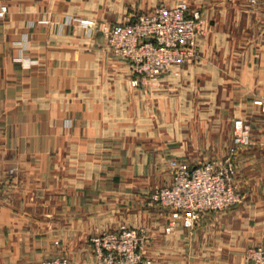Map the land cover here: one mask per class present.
I'll list each match as a JSON object with an SVG mask.
<instances>
[{
	"label": "crops",
	"instance_id": "1",
	"mask_svg": "<svg viewBox=\"0 0 264 264\" xmlns=\"http://www.w3.org/2000/svg\"><path fill=\"white\" fill-rule=\"evenodd\" d=\"M0 1V264H91L86 237L124 222L164 235V264H252L246 248L264 244V4L183 0L206 19L199 57L152 81L104 30L181 0ZM237 118L252 138L235 158L242 202L165 232L171 211L151 196L171 181L168 161L227 156ZM176 123L189 140L178 148Z\"/></svg>",
	"mask_w": 264,
	"mask_h": 264
},
{
	"label": "built area",
	"instance_id": "2",
	"mask_svg": "<svg viewBox=\"0 0 264 264\" xmlns=\"http://www.w3.org/2000/svg\"><path fill=\"white\" fill-rule=\"evenodd\" d=\"M250 5L264 4V0H247ZM9 12L6 2L0 1V18ZM88 27L89 23L82 22ZM92 28V27H90ZM94 29V28H93ZM206 33V19L200 9H191L186 1L174 5H161L139 14L133 21L121 22L104 30L110 48L129 60L138 76L156 81L172 66L195 61L200 53V37ZM25 62V57L18 58ZM28 60L26 59V62ZM139 83V78L134 79ZM233 146L225 159L207 161L192 166L171 158L168 167L171 181L157 187L152 201L171 211L175 219L194 228L208 211H224L242 202V194L236 181V155L251 144V127L242 118L234 120ZM145 229L122 227L94 236L97 264H151L145 259L147 245ZM248 260L252 264H264V244L251 247ZM41 264H69L61 257L48 259Z\"/></svg>",
	"mask_w": 264,
	"mask_h": 264
},
{
	"label": "rangeland",
	"instance_id": "3",
	"mask_svg": "<svg viewBox=\"0 0 264 264\" xmlns=\"http://www.w3.org/2000/svg\"><path fill=\"white\" fill-rule=\"evenodd\" d=\"M183 127H184V125L182 123L181 124H177V123L175 124V146H176V148L182 146L184 142H186L187 144L189 143V140L183 138L184 137L183 136L184 135L183 134V132H184L183 131ZM233 134H234V131H233ZM192 142L196 143L197 140L191 141L190 143H192ZM232 146H233V135H232V145H231V147ZM231 147H230V149H231ZM228 155H229V153H228ZM228 155L223 157V158H212V157H207L206 158V157H202V156H183L182 157V156H179L178 154H174L172 158H176V159H178L180 161H185V162H188V163H191V162L203 163V162H207V161L225 159L226 157H228ZM159 206L161 208H163L161 205H159ZM230 210H231V208L227 209V210H224V211L226 212V211H230ZM219 212H221V211H219ZM122 227L133 228L134 226L133 227H129L128 223L124 222L121 225H119L116 228V230L121 229ZM167 228L168 227L166 226L165 227V232L169 231ZM134 229H145V231H146V235H147L146 236V239H147L146 242H147V245L145 247V252H144L145 259H150L151 260V264H160V263L164 264V262L167 259V257H166L167 256V252L165 250L166 249V246H165L166 245V238L164 237V235H160L159 234L158 236H156L155 232H152V231L149 232L146 228H134ZM113 230L114 229L109 230V231H113ZM171 230H173V229H171ZM109 231H104V232H102L100 234H95V235H92L90 237H86V239H88V241L91 243V245H92V247L94 249V253H95V246L91 242V239L94 236L102 235V234H104L106 232H109ZM251 247H254V246L253 245L248 246L246 248V251L244 252L245 259L247 261H249L248 260V251H249V249ZM57 257L65 258L69 262V258L67 256H65V255L64 256L63 255L62 256H57ZM54 258H56V257H54ZM48 259H50V258L44 259V260H42V262L45 261V260H48ZM51 259H53V258H51ZM96 262H97V256H96V253H95V261L93 263H91V264H97ZM69 264H70V262H69ZM141 264H144V263H141Z\"/></svg>",
	"mask_w": 264,
	"mask_h": 264
}]
</instances>
